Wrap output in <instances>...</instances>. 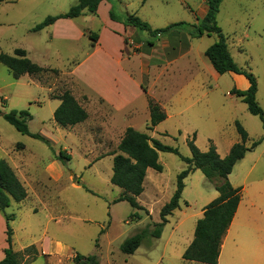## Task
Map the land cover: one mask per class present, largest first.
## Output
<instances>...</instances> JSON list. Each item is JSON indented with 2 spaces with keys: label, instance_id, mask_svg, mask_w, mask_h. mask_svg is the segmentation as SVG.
<instances>
[{
  "label": "rangeland",
  "instance_id": "obj_1",
  "mask_svg": "<svg viewBox=\"0 0 264 264\" xmlns=\"http://www.w3.org/2000/svg\"><path fill=\"white\" fill-rule=\"evenodd\" d=\"M117 1V16L127 13L123 7V3H126L130 5L128 10L137 12V17L148 23L153 30L165 29L180 22L198 25L203 20L199 14L207 8L206 2L202 0ZM77 2L78 0H5L0 4V53L12 56L17 49H22L28 52L31 61L47 67L44 73L23 76L17 80L0 63V110L2 113L28 110L33 117L28 122L30 133L41 135L50 142L49 146L43 141L19 133L0 114V161H10L29 195L28 199L15 203L8 209L9 214L15 215L11 222L14 231L13 249L19 254L21 264H76L74 259L77 254L96 255L100 264H186L183 254L193 240L196 223L201 218L198 213L206 208V204L209 205V194L214 191L213 184L206 180L202 172L195 171L184 180L185 189L180 207L169 217L161 238H146L134 255L127 256L120 249L123 242L145 228L153 231L155 224L160 222V217L159 212H155V222L145 211L134 210L127 202L113 203L122 190L110 182L113 174L112 157L118 154V145L123 136L104 134L103 130L99 132L95 113H92L88 127H79V133L73 131L74 128H70L68 133L66 129L69 128L56 126L54 112L58 101L54 97L63 93L66 87L78 85L67 70L74 67L72 62L76 64L84 57L89 40H51V32H32V29L49 16L66 14ZM87 17H90L89 14L77 19V26H87L97 32V24ZM217 21L227 37L235 63L255 76L258 83L256 98L264 112V0H224ZM69 31L72 33V29ZM191 31L189 26L182 28L181 32L188 37L186 44H180V41L174 43V40L167 44V36L155 39L138 31L142 40L156 43L154 46H147L153 63L161 66L160 73L167 72L156 85L155 94L163 100L162 104L175 98L179 88H186L192 81L200 78L197 63L200 66H211L205 51L217 42L216 36L205 35L196 39L189 36ZM175 47L182 48L184 52L191 51L195 62H192L189 70L184 68L183 57L172 51ZM132 51L138 53L140 49L134 48ZM174 57L180 61L178 66L173 64ZM129 65L138 70L140 61L132 60ZM90 74L91 71H86L88 77ZM220 77L215 81L208 76L206 69L204 71V78L211 85L207 95L209 104L206 111L199 107L196 112L202 115L206 113V117L214 114L220 118L217 121L218 128L212 131L200 128L201 134L196 146L203 150L208 135L213 136L219 145L225 141H240L241 137L235 126L239 122L249 134L246 147L260 142L255 149L258 154H264L262 121L251 115L247 105L240 99L234 104L236 100L229 93L231 79L225 75ZM154 78L149 77L150 88ZM184 93L180 99L185 104L173 105L171 102V107H168L169 118L156 132L147 129L149 111L145 110L144 101L137 99L134 104L138 112L135 125L140 132L166 146L177 148L183 157L190 158L187 139L194 138L193 134H188L193 128L194 114L193 110L188 111L190 105L187 103V90ZM181 107H186V110L178 114V108ZM226 108L232 111L224 114L223 109ZM230 113L237 117L235 123H229ZM198 122L201 127L208 125L210 128L212 124V121L209 123L202 116ZM157 132L168 135L159 136ZM60 151H65L71 159L64 162L56 160L55 154ZM159 156L164 171L161 174L154 173L164 190L161 192L164 196L158 204H165L176 191L179 174L188 165L173 154L160 153ZM100 159L102 160L97 162ZM55 162L58 163V170L49 172L48 166ZM263 166L261 161L257 174L255 172L254 175L259 176V169ZM240 170L236 168L235 172ZM148 192L151 190L148 189ZM137 212L140 220L131 217ZM257 224L259 241L264 242L263 217L258 216ZM238 234L248 233L239 231ZM240 241V247L247 248V243L244 245L242 239ZM30 247L32 248L28 249Z\"/></svg>",
  "mask_w": 264,
  "mask_h": 264
},
{
  "label": "trees",
  "instance_id": "obj_2",
  "mask_svg": "<svg viewBox=\"0 0 264 264\" xmlns=\"http://www.w3.org/2000/svg\"><path fill=\"white\" fill-rule=\"evenodd\" d=\"M5 0H0V4ZM103 0H78L77 4L71 7L66 13L58 16H49L41 24L32 29V32H40L45 28L55 24L61 19H75L80 17L85 10L95 14L99 4ZM112 5L110 18L113 21L122 23L125 27H133L139 32H145L153 38H163L173 33L182 34L181 42L186 44L188 38L182 31V28L189 26L192 31L189 33L191 38H202L203 36L215 35L217 42L211 45L206 51L205 56L209 60L213 69L220 76L227 73H234L244 76L249 81V88L241 91L232 89L230 95L240 99L247 105L251 115L259 117L264 128V112L257 102L258 83L255 76L241 69L234 61L227 43V37L218 25L217 17L220 7L224 0H206L207 14L200 24L189 25L185 22L172 24L165 29L153 30L148 23L135 15L125 14L117 16L115 9L119 3L117 0H107ZM118 2V3H117ZM93 43L97 42L98 36L89 35ZM126 43L127 40H126ZM153 45V43L151 44ZM0 63L4 65L11 73L14 79H20L23 76H37L44 73L47 69L37 65L27 57V52L17 49L14 55L0 53ZM146 92V90L144 89ZM54 99L61 103L54 112V121L61 128H72L84 123L88 119V113L78 103L70 91L56 95ZM148 107L150 120L149 131L155 128L167 119V113L159 102L148 97ZM4 120L13 126L19 133L30 136L36 140L43 141L50 146V142L43 136L32 134L29 131L28 122L33 119L28 110L11 111L2 113ZM238 134L241 137V143L235 144L225 158H221L217 149L211 144L207 152H202L195 145V139H188L187 145L191 152V157H183L177 148L166 146L159 140L151 138L146 133L128 128L124 137L118 145V154L113 159V174L110 182L113 186L122 190L121 195L113 201L114 204L127 202L134 210L146 211L138 201V198L144 192V181L147 171L152 169L158 173L163 172V166L159 162L160 153H168L178 156L188 167L178 176L176 191L171 200L166 203L160 212V222L155 224L153 231L149 228L140 230L135 235L126 239L121 245V252L124 255H134L141 247L143 241L148 237L160 239L164 227L168 224V218L179 209L183 191L185 189L184 180L193 172L199 170L204 177L214 184L215 190L219 196L212 201L203 212V217L197 221L194 239L183 254V260L199 264H218L223 239L233 222L242 199V189L234 188L229 176L232 174L235 165L240 162L246 154L255 149L260 142H254L251 147H246L248 133L239 122L235 123ZM167 136V135H165ZM56 160L62 162L69 161L70 156L65 151L55 154ZM86 190L93 193L89 189ZM94 194V193H93ZM27 190L21 183L14 170L5 161H0V214L6 223V242L7 248L4 250L5 257L0 264H21L19 254L13 249L14 231L11 222L15 215L8 214L7 210L12 202L21 203L27 199ZM149 215V213L146 211ZM137 220L141 217L137 213L131 216ZM104 231H101L103 233ZM32 247L28 248L31 249ZM27 249V250H28ZM76 264H100L98 256H83L77 254L74 259Z\"/></svg>",
  "mask_w": 264,
  "mask_h": 264
},
{
  "label": "crops",
  "instance_id": "obj_3",
  "mask_svg": "<svg viewBox=\"0 0 264 264\" xmlns=\"http://www.w3.org/2000/svg\"><path fill=\"white\" fill-rule=\"evenodd\" d=\"M202 1L206 2V0ZM128 6L130 5L123 3V7H125L127 12L126 14L137 16L138 13L129 11ZM112 8V5L107 0H103L99 4L98 10L95 14L85 10L81 15L87 16V14H89L90 17H87V19L91 20L92 23L97 24V28L95 29L97 32H94L92 30L93 28H89L87 26L78 27L76 21L81 16L75 19L58 20L55 24L42 30L51 32L49 33L51 35V40L58 39L60 41H73L74 39H79V41H82L85 38H88L89 40V47L84 57L76 64L75 62H72L74 67H71L69 70H67V72L71 74L73 78H75L78 85L66 87V90L64 91H70L78 103L88 113V119L84 123L72 127L74 128L73 131L76 130V132L79 133V127H88L92 113H95L94 116H97L96 122L98 124L97 129L100 130L99 132L103 130L104 134L119 136L122 135L124 137V134L128 128H134L137 130L135 125V116L138 114V112L136 111V106L134 105L137 99H142L144 101L145 110L149 111L148 97L153 98L164 108L168 119V107H171V102L173 105H181L182 103V105H184L185 102H183L180 98L185 94L184 91L187 90V103L190 105L188 111L193 110L192 114H194L193 128L188 134H193L195 145L198 144L199 135L201 134V132H199L200 128L212 131L215 128H218L217 121L220 118L214 114H211V116L207 115L206 117V113L202 115L201 113L196 112L199 110V107L203 109V111H206L205 109L208 108L209 104V102H207V95L211 85L210 82L204 78V71L206 69L208 76L212 77V79L215 81H218L221 78L220 75L216 73L213 67H211L212 65L209 66L204 64V66H200L197 63L200 72V78L192 81L186 88H179L175 98L172 99L173 101L171 100L167 104H162L163 100L158 97V94H155V92H157L156 85L159 83L162 75H165L167 72L160 73L159 70L161 69V66L153 63L149 47L154 46L156 43L151 45L152 43L149 41L142 40L138 35V31L133 27H125L122 23L113 21L110 18V12ZM207 10L208 8H204L199 16L204 18L207 14ZM70 29H72V33L69 31ZM90 34L94 37L98 36L97 42L93 43V41L89 38ZM181 38L182 34L173 33L167 36L165 41L167 44L172 43V40H174V43H179L180 41V44H183L181 42ZM126 40L128 43H126ZM134 48H137L138 50L140 49V51L138 53H134L132 51ZM178 49L175 47V49H172V51L175 52V55H181L183 57L182 62H184V68L189 70L192 62H195V59L191 57V51L187 50L184 52L182 48ZM28 55L29 54L27 52V57ZM175 57L173 64H177L176 66H178L180 61L176 60ZM136 59L140 61V67L138 70L133 69L131 65H129L132 60ZM159 63L163 64L161 61H159ZM41 67L47 69L46 66ZM86 71H91L90 77L86 75ZM150 76L155 77L151 88L149 87ZM225 76L229 77L232 81L230 92L232 89L244 91L250 86L249 81L242 75L227 73ZM230 97L236 100L234 101V104H236L237 100H239L232 95H230ZM54 100L58 101V104L55 106L57 109L61 102L57 99ZM185 110L186 107H181L180 109L178 108V114L184 113ZM223 110H225L224 114L232 111L231 109L228 111L227 108ZM201 116L204 117V120H208L209 123L212 121V124H210L211 129L208 128V125H205L204 127L200 126V122L198 121L201 120ZM228 118L230 121L229 123H235V120L237 119V117H234V114L232 113H230ZM122 123L125 124L123 125ZM161 124H159L153 132H156ZM56 126L59 128L57 124ZM66 130H68V133H70V128ZM156 134L159 136L168 135L167 133L163 132H157ZM206 139L207 142L205 143V147L200 151L207 152L212 144L217 149V153L221 158H225L235 144L242 142L240 138V141H225L222 145H219L211 135H208ZM248 141L245 144L246 146ZM263 158L264 154H258L257 149L252 150L246 154L244 159L235 165L232 174L229 176L231 185L234 188L242 189V199L227 235L223 239L218 264H222V262L223 264H258L259 262L264 264L263 261H260L264 260V242L259 241V224L256 225L258 216H261L264 219V166L259 169V176L254 175L255 172L257 174V168L259 167L260 162L263 161L264 164V160H262ZM113 159L114 156L112 157V161ZM101 160L102 159L98 160L97 162H100ZM7 163L13 169L10 161ZM57 166V162L53 163L52 166H48V171H54L55 169L57 171ZM236 168L241 170L236 173ZM154 172L156 171L152 169L147 171V176L144 181V192L138 198L139 204L149 213V215L153 218V221H155V212L158 211L160 217L161 209L166 203H168L166 202L165 204H158L159 200L164 196L161 193L164 190L161 187V181ZM209 183L212 184L211 182ZM213 188L214 191L209 194V200L207 201L208 204H210L219 196L218 192L215 190L214 184ZM148 189L151 190L150 193L148 192ZM148 194H150L149 197ZM28 198L29 195L27 196V199ZM13 204H15V202H12L11 206H13ZM203 212L204 210H201L198 213L199 217H203ZM239 231H246L248 234L239 235ZM6 238V223L5 219L0 214V261L5 257L4 250L7 248ZM240 239H242L244 245L247 243V248L240 247ZM192 241L189 242L187 248L190 246ZM58 246L62 247L61 244H58ZM261 247L262 249H259ZM185 262L186 264H199L195 262Z\"/></svg>",
  "mask_w": 264,
  "mask_h": 264
}]
</instances>
